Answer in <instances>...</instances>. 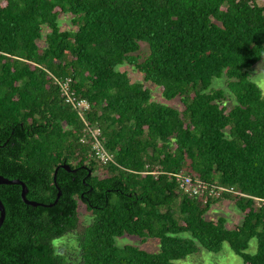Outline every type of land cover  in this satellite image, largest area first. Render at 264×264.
Instances as JSON below:
<instances>
[{"label": "trees", "instance_id": "obj_1", "mask_svg": "<svg viewBox=\"0 0 264 264\" xmlns=\"http://www.w3.org/2000/svg\"><path fill=\"white\" fill-rule=\"evenodd\" d=\"M263 55L264 0H0V174L52 204L27 205L20 185L0 184V264H178L195 241L213 252L227 242L243 264H264V94L248 71ZM124 64L182 106L154 100ZM222 75L230 107L211 87ZM66 79L90 103L85 119L111 161L80 141ZM179 171L228 190L186 194ZM224 199L242 214L232 228L205 218ZM79 202L91 219L72 253L55 241L77 228ZM124 234L155 237L160 250L119 247Z\"/></svg>", "mask_w": 264, "mask_h": 264}, {"label": "rangeland", "instance_id": "obj_2", "mask_svg": "<svg viewBox=\"0 0 264 264\" xmlns=\"http://www.w3.org/2000/svg\"><path fill=\"white\" fill-rule=\"evenodd\" d=\"M61 28H68L70 26L69 17L67 15H61L59 18ZM148 51L147 44L140 42V55H145ZM120 71H126L131 81H143L142 74L138 73L132 66L124 64L119 66ZM249 71V78L253 81L264 94V55L262 59L252 66ZM226 78L224 75L221 77L213 78L211 87L222 88L227 97V105L231 106L233 97L227 93V88L225 87ZM144 86L151 91L152 98L156 101H160L166 105L180 108L178 99L166 100L161 96L160 88L149 82H144ZM232 97H230V96ZM78 215L79 221L78 226L69 235L64 236L61 241L58 242L60 247H64L66 250L72 253L76 250V236L82 231V229L89 223L91 219L90 213L86 210L84 204L79 202L78 204ZM223 215L226 217V226L232 228L238 224L242 218V214L236 210L233 203L227 200H220L213 205H211L209 211L205 213V218L209 220H215L218 216ZM180 236L190 237L189 233L182 232ZM198 249L196 252L186 255L182 259L175 260L178 264H243L242 258L234 253L227 242H223L220 250L213 252L204 248L198 241H195ZM115 243L117 246L122 247L125 245L135 246L141 250H145L150 253H157L160 250L159 239L149 236H138V235H128L124 234L115 238ZM256 250V239L251 238L248 242V246L245 252L248 254L254 253Z\"/></svg>", "mask_w": 264, "mask_h": 264}, {"label": "built area", "instance_id": "obj_3", "mask_svg": "<svg viewBox=\"0 0 264 264\" xmlns=\"http://www.w3.org/2000/svg\"><path fill=\"white\" fill-rule=\"evenodd\" d=\"M70 79L58 82L61 94L64 101L69 103L72 108L77 110V114L84 122L83 134L80 137L81 142L89 141L94 157L102 164L112 160V154L105 149L102 140L100 139L101 130L98 126H93L85 119V114L90 108V103L81 97L76 96L69 86ZM179 186V189L189 195H207L217 196L222 190H228L224 187H209L208 184L198 178H194L184 171H179L173 174ZM231 190V188L229 189ZM206 200V199H205Z\"/></svg>", "mask_w": 264, "mask_h": 264}, {"label": "water", "instance_id": "obj_4", "mask_svg": "<svg viewBox=\"0 0 264 264\" xmlns=\"http://www.w3.org/2000/svg\"><path fill=\"white\" fill-rule=\"evenodd\" d=\"M62 168H64L67 171H75V169L70 168V166L68 164L62 163L60 165ZM56 167L54 169V173H53V180H56V171H57ZM0 184H18L21 186V192H20V197L21 200L26 203L27 205H32V206H37V205H41V206H50L52 204H44L41 202H36L34 200H29L26 198V193H27V187L25 185V183L20 180V179H9L3 175L0 174ZM60 191H58L57 196H59ZM5 217V209H4V205L2 204V202L0 201V226L4 220Z\"/></svg>", "mask_w": 264, "mask_h": 264}]
</instances>
